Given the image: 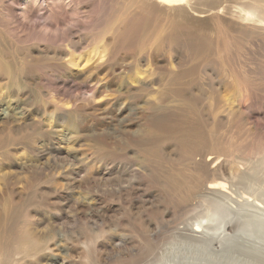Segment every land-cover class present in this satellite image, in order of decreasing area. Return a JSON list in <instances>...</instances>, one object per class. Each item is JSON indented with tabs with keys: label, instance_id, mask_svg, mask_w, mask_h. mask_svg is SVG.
Masks as SVG:
<instances>
[{
	"label": "rangeland",
	"instance_id": "1",
	"mask_svg": "<svg viewBox=\"0 0 264 264\" xmlns=\"http://www.w3.org/2000/svg\"><path fill=\"white\" fill-rule=\"evenodd\" d=\"M143 7L0 0V264H230L249 241L264 249V209L222 212L243 189L264 201V32ZM28 235L44 249L24 251Z\"/></svg>",
	"mask_w": 264,
	"mask_h": 264
},
{
	"label": "bare ground",
	"instance_id": "2",
	"mask_svg": "<svg viewBox=\"0 0 264 264\" xmlns=\"http://www.w3.org/2000/svg\"><path fill=\"white\" fill-rule=\"evenodd\" d=\"M231 1L232 0H195V2H194V0H139V3H141V5L144 4V7H146L147 9L158 8L159 6H165L170 10H177V13L180 10L183 11L186 9V11H193L194 15L199 19H203L204 16H205L204 18H206L208 16L216 15L218 13H223L224 11H226V13H228V15L230 16L229 18L231 20H234L237 24H241L242 25L241 27H248V28H253V29H257V30L259 29V30H262L261 32H264V16L261 14L262 10L260 9L261 5H260V2H258L259 0H250V2H243V3H240L239 5L224 4L225 2H231ZM27 8L31 9V11H32L34 9V6L29 3L27 5ZM228 15H226V17ZM202 21H204V20H202ZM97 52H98V48L94 47L93 49L85 51L79 55L71 54L69 60H71V61H76V60L90 61L91 55L92 54L96 55ZM69 140H70V138H69ZM204 160H205V158H204ZM208 160H209V162L210 161L213 162L215 160V157L214 158L211 157ZM211 183H212V181H211ZM225 184L224 185H223V183L208 184L206 189L212 193L218 192L219 194H222V196L227 194V193L231 194L230 196H232L233 195L232 191L229 192L228 190H230V188L226 187ZM243 191H245V192H243L242 195L241 194L239 195L240 198L238 200H235V201L233 200L234 205L229 207L228 210L226 209L225 211H222L223 213H226L228 216H237L238 213H240L238 209L241 210V209H245V208H249L256 213H258V212L262 213L263 212L264 201L260 199V197H262V195L260 196L257 194L258 195L257 196L256 194L252 195L251 193H246V192H248V191H246V189L245 190L243 189ZM235 199H237V198H235ZM263 199H264V197H263ZM202 222L203 221L197 222V224H195V226L191 228V232H192L193 236L199 237L200 235H202V233H204L203 229H205V227H207V225H205L206 223L204 224ZM232 228H233L232 224L229 221H225L221 232L219 233L218 236H216L217 238L216 237L211 238L210 240L208 238L207 242H209V245L212 246V248L214 247V245L218 246L217 243L221 244L222 242H224V240L229 236L228 230H231ZM226 234L228 236H226ZM28 237H29L30 241L28 243H26L24 246H22L23 247L22 249H24V251H26L29 255H31L32 252H36V251H40V250L44 249L43 246L46 244L43 243L44 245L41 244L42 246H39L37 243L32 242V238L30 235H28ZM262 241H264V240H262ZM254 244H255V242H253V241H249V246L244 247L241 244V246H243V249L239 248L240 249L239 252L241 253V255L239 254L240 256H238V257L232 256L231 258H229V259H231L229 263L230 264H264V249H263V247H260L259 245L256 246L257 244H255V245ZM202 246H203V244H202ZM255 246L258 248H256ZM217 249H218V247H217ZM234 252H236V251H234ZM239 252H237V253H239ZM231 254H232V252H231ZM26 255L27 254H25V256ZM204 255H205V253H204ZM227 255L229 256V252ZM225 259H226V256H225ZM187 263H189V262H187Z\"/></svg>",
	"mask_w": 264,
	"mask_h": 264
}]
</instances>
